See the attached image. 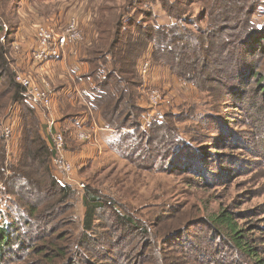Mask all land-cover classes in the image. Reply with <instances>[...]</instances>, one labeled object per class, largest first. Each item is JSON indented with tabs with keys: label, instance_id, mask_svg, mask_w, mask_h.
Wrapping results in <instances>:
<instances>
[{
	"label": "trees",
	"instance_id": "1",
	"mask_svg": "<svg viewBox=\"0 0 264 264\" xmlns=\"http://www.w3.org/2000/svg\"><path fill=\"white\" fill-rule=\"evenodd\" d=\"M148 1L159 4L175 21L160 24L154 10L143 9V6L140 7L144 15L141 18L128 10ZM201 1L205 8L198 16L199 24L196 17L188 15L179 0H131L126 14L115 21L112 28L110 23L102 24L105 28L101 26L99 44L91 50L87 60L89 71L84 77L93 80L87 101L93 109L101 112L108 128L116 133L110 146L127 159H138V166L148 171L174 172L183 166L202 177H206V173L218 177V173L208 170V167L197 169L194 163L186 162L181 156L180 160L176 157L181 151L180 148L175 149L176 146L189 145V142H184L180 134L168 133L171 127L166 116L152 121L148 129L141 127L145 108L137 104V88L141 81L136 61L151 44L155 62L170 67L173 74L202 91L211 93L215 90L219 101L229 107L245 110L253 101L250 95L262 98L261 103H254L255 107H264V76L260 71L264 65V26L259 27L252 20L264 6V1ZM203 21L207 23L205 26ZM2 30L4 25L0 22V33ZM7 51V44L0 40V111L11 97L25 107V113L22 116L21 152L17 164L9 167V174L5 168L6 149L0 129V184L3 185L0 190L3 195H15L18 199L11 197V211H1L6 219L0 224V264L24 263L33 255L39 256L33 264H95L88 255L107 260L105 264H178L167 254L172 249L183 256H196L198 245L193 252L188 251L195 246L193 241L189 247L184 245L188 242L184 237L187 226L157 241L149 224L122 211L115 206V201L91 186H87L82 197L87 210L81 234L74 238L62 229L76 191L72 185L61 183L54 173L51 166L54 150L41 134L40 119L25 100L22 88L8 66ZM202 119L206 120L203 116ZM216 120L213 118L218 133L214 137L203 135L204 142H209L203 148L245 150L244 138L231 133L225 135L227 128ZM214 154L211 155L213 161L224 170L232 168L233 171L238 166L242 167L243 162L248 164L246 159L231 152ZM108 210L111 220L108 230L98 235L95 228L100 227L101 214ZM233 220L234 217L225 211L215 219L207 220L215 247L218 248L222 241L227 242L223 230H228L232 241L236 242L233 249L236 256H248L255 260V264H264V259L250 247L243 230H238ZM170 240L174 241V247L168 245ZM235 255L231 264L240 261ZM209 264L228 263L222 255V259L218 257L216 260L209 257Z\"/></svg>",
	"mask_w": 264,
	"mask_h": 264
},
{
	"label": "rangeland",
	"instance_id": "2",
	"mask_svg": "<svg viewBox=\"0 0 264 264\" xmlns=\"http://www.w3.org/2000/svg\"><path fill=\"white\" fill-rule=\"evenodd\" d=\"M180 1L185 3H181V5L188 15L196 17L195 19L198 20V16L205 8L204 3L201 0ZM130 2L131 0H0V22L4 25V30L0 33V40L8 46L6 60L15 75V80L17 75L27 77L37 87L47 89L52 94V104L48 108L39 105L35 107L28 103L35 109L40 119L41 134L54 150L51 159L54 173L56 176H62L61 183L72 185L76 191L71 208L65 214L66 221L63 223L64 228L62 229H65L66 233L72 234L74 238L81 234L87 210L82 197L87 186H91L102 195L115 201L117 203L115 206L122 211L124 210L136 219L144 220L149 224L150 232L153 233V238H157L155 239L157 241L162 240L168 233L187 226L184 237L188 242L184 245L189 247V243L193 241L195 246L188 248V251L193 252L198 245L199 253L191 257L190 255L183 256L179 251L172 249L167 254L174 263L209 264V257L216 260L218 257L222 259V255L223 260L228 264L235 261L233 249L236 248L234 245L236 242L232 241L233 237L230 236V231L223 230L226 233L227 242L222 241L218 248L215 247V241L211 240L212 236L209 233L211 229L207 220L215 219L218 214L224 211L234 217L236 228L243 230L242 233L246 235L245 240L248 241L250 247L259 253V258L264 259V107L263 105L254 106L255 102L261 103L262 98L250 95L249 97L253 101L245 110L229 107L228 104L219 101L215 90H211V93L202 91L193 83L177 77L170 67L155 62L151 44L136 61V71L141 81L137 88V104L145 108L140 120L141 127L148 129L152 121L161 120L163 116H166V121L171 127L168 129V133L180 134V137L185 139L184 142H189V145L176 146L175 149L180 148L181 150L176 157L180 160L181 156L186 162L194 163L197 165V169H201V166L208 167V170L217 172L216 176L218 177H213L211 173H206V177H202L199 173H194L191 168L183 166L174 172L170 170L148 171L138 166V159V161L127 159L110 146V141L116 133L113 137H108L104 133L100 135L99 132L92 130L93 123L99 121L105 123V120L99 110H95L89 105L87 95L90 90L88 87L87 91L84 90L83 95L78 94L75 97L77 99L74 98L70 101L69 97H66V100L62 97L58 104L55 103L54 82L41 73L34 75L32 72L15 68L16 64L11 49L20 56L22 54L29 55L32 63H35L38 68H44L43 63L32 58V53L36 48L38 25L50 26L53 29L59 28L64 26L74 15L80 19L83 33V39L75 44L78 46L76 56L88 63L91 50L99 44L101 26L105 28L102 24L110 23L112 28L113 23L126 14ZM142 6L143 9H153L160 24H169L175 21L159 4H152L150 1L145 5L137 4L136 8H128V10L132 15L141 18L144 17L140 8ZM252 20L257 26H264V6H261L253 15ZM198 23L201 24L199 20ZM202 24L205 26L207 23L203 21ZM24 27H29L32 31L34 42L31 45L13 39L15 30ZM11 33L12 37L9 41ZM144 57H148L151 63L147 78L141 75L137 68L138 63ZM153 70H156L158 77L152 80ZM260 71L264 76V65L261 66ZM68 76L64 77L63 83L70 85L73 80ZM150 89H158L161 97L150 92ZM72 94L70 93V95ZM155 101L159 104L153 103ZM23 107L10 97L7 99L4 109L0 111L1 132L7 126L11 127L13 131L10 138L4 137L7 174H9V167L12 164H17L21 152L24 127L22 116L23 112L25 113ZM72 114L74 116L69 117ZM202 116L206 120L202 119ZM213 118L225 125L227 128L225 135L229 136L231 133L244 138L246 149L217 150L214 147L208 150L204 149L203 147H207L209 142H204L203 135L214 137L218 133ZM77 121L79 125L76 124ZM171 129L175 133L171 132ZM57 133L62 135L65 144L62 153H58L54 146ZM80 150H84L86 153L80 155ZM223 152H231L244 158L248 164L243 162L242 167L238 166L233 171L232 168L229 169L230 171L224 170L218 162L213 161L214 157H211V155H215L214 153ZM61 155L72 164L71 175L60 166L53 164V158ZM223 165H227V163ZM2 187L3 185L0 184V189ZM11 197V195H3L0 190V224L6 219L1 211H11L13 207L11 199L15 197L18 200L15 195ZM109 212L110 210L101 214L98 222L100 227L95 228L98 235L102 231L108 230L111 221ZM127 239L129 240V237ZM173 243L174 241L170 240L168 245L174 247ZM177 247L180 245L178 244ZM99 253L104 252L100 251ZM238 255L239 257L235 255L237 259H240L238 264H255L254 259ZM91 256L88 255L89 260L95 264L107 263V260H100L98 256L96 258ZM38 258V255H33L24 263L13 264H33ZM193 258H197V260L195 261Z\"/></svg>",
	"mask_w": 264,
	"mask_h": 264
},
{
	"label": "built area",
	"instance_id": "3",
	"mask_svg": "<svg viewBox=\"0 0 264 264\" xmlns=\"http://www.w3.org/2000/svg\"><path fill=\"white\" fill-rule=\"evenodd\" d=\"M36 32V48L32 53V58L43 64L63 57L69 46L75 45L83 39L80 19L75 15L71 16L64 26L53 29V27L50 26L38 25ZM137 68L139 69L140 74L147 78L146 75L151 68V63L148 57H144L140 63H138ZM16 80L23 88L22 94L27 102L35 107H37V105L45 108L51 106V91L37 87L31 79L27 77L17 75ZM150 92L161 97L158 89H150ZM153 103L159 104L157 101ZM2 132L5 138H10L13 133L12 128L9 126L5 127ZM54 146L58 153L64 152L65 144L60 133L56 134V145L54 144ZM53 164L55 166H60L64 171L71 175L70 172L72 171L73 166L63 155L60 157H54ZM81 186H84V184H81Z\"/></svg>",
	"mask_w": 264,
	"mask_h": 264
},
{
	"label": "crops",
	"instance_id": "4",
	"mask_svg": "<svg viewBox=\"0 0 264 264\" xmlns=\"http://www.w3.org/2000/svg\"><path fill=\"white\" fill-rule=\"evenodd\" d=\"M13 39L14 41L20 40L22 41V43H29L30 45L34 42L32 31L29 29V27H24L20 29L18 28V30H15ZM77 48L78 46L76 45L69 46L68 49L65 51L63 57L44 64V68H38L35 63H32V61L29 59V55L22 54L20 56L13 49H11V54L14 63L16 64L15 68L32 72L34 75H38L41 73L55 83V103L59 104V99H61L62 97L65 100L66 97H69L71 101V99H74L78 94L83 95L84 90H88L86 89L87 87L90 90V87L93 85V81L91 78L84 77V75H86L89 71V64L83 61L82 59L77 58ZM153 72L154 74L152 75V80L155 77H158L156 75V70H153ZM66 75H69L70 78L73 80L70 85L63 83V80H65L64 77H66ZM70 93L73 94L70 95ZM76 124L79 125V122L77 121ZM92 128V130H94L95 132H99L100 135L104 133L108 137L114 136V131L108 128L106 123L102 121L93 123ZM85 153L86 152L84 150H80L79 154L83 155ZM74 158H76L75 155ZM57 177L59 180H62V176L58 175Z\"/></svg>",
	"mask_w": 264,
	"mask_h": 264
}]
</instances>
